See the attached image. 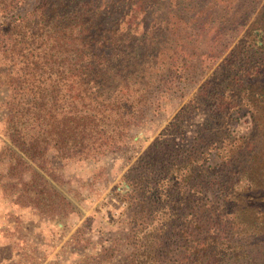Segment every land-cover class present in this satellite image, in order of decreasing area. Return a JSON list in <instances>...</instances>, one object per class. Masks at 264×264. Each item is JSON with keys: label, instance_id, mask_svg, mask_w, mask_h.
<instances>
[{"label": "trees", "instance_id": "obj_1", "mask_svg": "<svg viewBox=\"0 0 264 264\" xmlns=\"http://www.w3.org/2000/svg\"><path fill=\"white\" fill-rule=\"evenodd\" d=\"M234 6L0 0V189L43 215L75 210L55 185L54 157L117 150L156 92L201 75L128 170L126 233L80 264H264V16L245 27L251 13ZM244 112L251 129L234 133ZM191 126L185 142L172 140Z\"/></svg>", "mask_w": 264, "mask_h": 264}, {"label": "rangeland", "instance_id": "obj_2", "mask_svg": "<svg viewBox=\"0 0 264 264\" xmlns=\"http://www.w3.org/2000/svg\"><path fill=\"white\" fill-rule=\"evenodd\" d=\"M234 3L241 4L244 17L251 13L245 27L261 11L264 16V0H227L231 9ZM219 61L211 65L208 73ZM200 76H193V81L189 80L183 89L176 86L173 90L164 88L156 92L145 117L130 132L127 143L117 150L98 158L54 157L61 177L55 185L74 203L75 210L71 213L55 217L43 215L33 207L12 201L0 189V264H80V259L96 252L113 235H124L129 227L127 203L123 198L130 189L128 170L197 88ZM5 95V89L0 87V148L6 139ZM249 113L244 112L233 121L234 133H247L251 129ZM198 119L193 118L194 122ZM194 131L195 127L191 126L185 136L177 133L172 135V140L185 142ZM78 226L84 229L76 233Z\"/></svg>", "mask_w": 264, "mask_h": 264}]
</instances>
